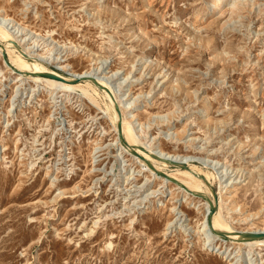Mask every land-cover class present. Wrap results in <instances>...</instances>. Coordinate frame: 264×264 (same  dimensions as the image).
<instances>
[{
	"label": "rangeland",
	"instance_id": "obj_1",
	"mask_svg": "<svg viewBox=\"0 0 264 264\" xmlns=\"http://www.w3.org/2000/svg\"><path fill=\"white\" fill-rule=\"evenodd\" d=\"M238 1L0 0V18L66 73L116 75L141 147L197 154L243 229L264 226V0ZM12 68L0 52V264H264L202 234L200 191L125 152L103 94Z\"/></svg>",
	"mask_w": 264,
	"mask_h": 264
},
{
	"label": "bare ground",
	"instance_id": "obj_2",
	"mask_svg": "<svg viewBox=\"0 0 264 264\" xmlns=\"http://www.w3.org/2000/svg\"><path fill=\"white\" fill-rule=\"evenodd\" d=\"M234 1L235 4L239 2L238 0H234ZM217 4L219 3L215 2V4H213V7L216 8ZM1 17L2 18H0V43L2 44V46L0 47V52L3 53V51H5L6 54H9L11 60L10 64L13 67L12 69H15L16 71L17 70L20 71L17 73L18 76L20 74H26V73L29 74V72H31L34 73L32 75L35 79L45 82L49 90H55V89H60L65 91L81 90L84 94H86L87 96H91V98H93L96 101L98 99H96L94 93L103 94L105 98L110 101V104H108V109L109 111L111 110L113 111L118 134H119L118 122L121 121L122 123V132H121L122 137H120L119 134V140H120V146L121 148H123V150H125V152H130L134 155H137L134 153V150H136L138 152L136 158L141 159L142 161L144 160L150 165H152L151 160L153 159L162 160L164 163H161V165H164V167L165 165L167 167L169 166L168 160L170 159L179 160L180 164L184 165L178 167L176 169L177 170L176 172L174 171L167 173L170 176V178H174L178 181V183L180 182L182 185H184V189L186 191H191V190L200 191L201 193L200 196H202L201 201H203L205 207L204 216L202 217V219L199 220L198 223V228L202 232V234L207 235L209 239L213 238L217 240V239H221V236H219L217 231L220 230L226 231L228 232V239L231 242L237 244L240 249H242V247L251 248L256 245L258 246L264 245V238L248 240L246 238L244 239L242 234L243 232H249V231L264 232V226L256 227V228L239 229L229 220H227V218L225 217L223 213V208L227 199L226 198L227 194L226 195L224 194V187L227 186L228 183L226 185L221 184L219 186V190H218L219 197H218V205H217L218 209L212 216V224L209 223V219H208L209 212L211 210L212 204H215L214 193L210 188V186L213 184L212 176L214 173L211 171H206L199 164L194 163L195 160H193V157L195 156L197 157V154L190 155L187 153L170 152V151H165L161 148L159 149V153L157 155L154 151L156 150L155 148L149 151L141 147L139 138L136 134V130L134 129V125L132 121L129 120V116H127L126 114V108H127L126 103L122 100V98L118 97L117 89L115 90V88L111 84L110 79H112L113 76L115 78L116 75H111V76L101 75V73H103L104 71L102 70V68L100 69V66L95 68L92 67L91 69H85L83 71L74 70L72 74L66 73L67 70H70L69 65L60 63L61 59L59 60L58 57L56 58L54 57V59L50 60L44 58L45 55L43 56V54H40V52L36 53V51H39V48L36 47L34 44L27 46L29 45V43H31L30 42L31 38L25 36L26 33L24 32V29L22 30L19 29L18 31L14 30L13 27L15 25L9 27V24H5L7 17L6 16H1ZM29 57L33 58L34 61L30 62L28 59ZM49 63L57 64V66L55 65L54 68L50 67ZM45 72H51L57 74L63 78H66L67 81L58 80L48 76L38 75L39 73H45ZM78 78H80L78 82L72 81ZM116 106H119V108L121 109L122 112L121 118L117 111ZM207 109L208 108H206V111ZM124 140H126L129 145H125L123 142ZM144 155L146 157H144ZM198 156L199 158H202L201 155ZM207 160L208 159H205L206 162ZM164 167H160V169H166ZM231 254L232 253L230 252L229 255ZM234 257H232V259Z\"/></svg>",
	"mask_w": 264,
	"mask_h": 264
},
{
	"label": "water",
	"instance_id": "obj_3",
	"mask_svg": "<svg viewBox=\"0 0 264 264\" xmlns=\"http://www.w3.org/2000/svg\"><path fill=\"white\" fill-rule=\"evenodd\" d=\"M0 45H2V44L0 43ZM3 57H4L5 61L7 62V64L12 67V65L8 61L7 54H6L5 51H3ZM29 74H34V73L29 72ZM38 75L48 76V77H52V78H55V79H58V80L67 81L66 78H63V77H61V76H59L57 74L51 73V72L39 73ZM79 80H80V78L75 79V80H72V81L78 82ZM116 108H117V111H118V113L120 115V118H121L122 117L121 109L119 108V106H116ZM118 130H119L120 137H122V135H121V132H122V123H121V121L118 122ZM123 142H124L125 145H129L126 140H124ZM134 153L138 155V152L136 150H134ZM168 161H169L170 164H173V165L184 166V165H181L180 164L179 160L170 159ZM151 167L153 169H155L154 168V165H151ZM157 174H159L161 176H165V177L173 180V182L178 183V181L176 179L170 178V176L166 172H164V171H157ZM214 197H215V204H212L211 210L209 212V218H208L210 224H212V216H213V214L218 209V207H217V205H218V196H217L216 193H214ZM208 199H210V198H208ZM217 233L219 234V236H223V237H227L228 236V232H226V231L220 230V231H217ZM242 234H243V238L244 239L246 238L248 240L249 239L251 240V239L264 238V232H259V231L243 232Z\"/></svg>",
	"mask_w": 264,
	"mask_h": 264
}]
</instances>
